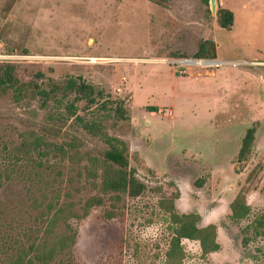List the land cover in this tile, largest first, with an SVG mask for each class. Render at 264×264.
Returning <instances> with one entry per match:
<instances>
[{"label": "rangeland", "instance_id": "rangeland-1", "mask_svg": "<svg viewBox=\"0 0 264 264\" xmlns=\"http://www.w3.org/2000/svg\"><path fill=\"white\" fill-rule=\"evenodd\" d=\"M224 1L230 30L201 0H0V65L20 89H0V264H264V0ZM205 38L240 65L176 63ZM79 79L95 103L75 100ZM103 132L126 143L138 197L103 189ZM173 198L215 227V250L184 238L167 256Z\"/></svg>", "mask_w": 264, "mask_h": 264}, {"label": "trees", "instance_id": "trees-1", "mask_svg": "<svg viewBox=\"0 0 264 264\" xmlns=\"http://www.w3.org/2000/svg\"><path fill=\"white\" fill-rule=\"evenodd\" d=\"M157 4H163L166 0H151ZM202 3L208 5L209 0H201ZM216 24L222 28L231 29L234 22L233 12L225 7L218 6L215 16ZM195 59H216V44L212 39H204L197 45V50L190 55ZM189 56V57H190ZM176 58L185 59L188 55L181 54L174 56ZM10 66L0 65V89L4 87L15 88V94L19 93V86L13 79L10 71ZM69 86L72 91L75 92V100H85L87 103L92 104L96 102L94 86L79 79V82L69 81ZM40 94L47 95L46 92L40 91ZM77 106L74 102H69L66 105L68 116H74L76 114ZM152 111H157V107L151 106ZM121 119H125L121 104L117 106ZM88 129L96 127L94 124L86 126ZM254 128H248L244 137L242 138L241 145L238 151V159L245 161L252 149L254 140ZM102 139L106 144V149L102 151V161L105 163L102 171V187L104 190L113 191L115 193H121L129 198H136L141 195L145 190L143 182L136 178L135 170L130 165L128 158V150L126 143L115 136L101 133ZM1 185V182H0ZM163 207L167 209L170 214L171 222L173 226V237L171 239V248L167 252V256L172 258L175 256V252L180 248V242L182 239L198 240L201 248L204 252L215 250L218 244L215 241L216 233L215 227L209 225L206 227H199L197 225L199 216L197 214L188 213L180 214L176 212L174 205V198L167 200ZM250 210L249 205L246 202L244 194H238L231 204V216L234 219L244 217ZM73 235L67 237H61L53 244L48 252L43 251L36 258L49 260L54 257L58 251L67 247L68 243L72 241ZM27 264H33L32 260H29Z\"/></svg>", "mask_w": 264, "mask_h": 264}, {"label": "built area", "instance_id": "built-area-1", "mask_svg": "<svg viewBox=\"0 0 264 264\" xmlns=\"http://www.w3.org/2000/svg\"><path fill=\"white\" fill-rule=\"evenodd\" d=\"M199 61V63L197 64H200L202 66H209V67H217V66H222V65H225V64H231L232 66H239L240 63L242 61H239V60H235V61H230V62H225L223 60H217V59H195L194 61ZM207 60H213L212 63L208 64L207 63ZM192 62L191 64H196V62ZM175 63V61H174ZM177 64H183V65H189V63H184L182 61V59H179L178 61H176ZM180 73H185L186 71L185 70H179Z\"/></svg>", "mask_w": 264, "mask_h": 264}, {"label": "crops", "instance_id": "crops-1", "mask_svg": "<svg viewBox=\"0 0 264 264\" xmlns=\"http://www.w3.org/2000/svg\"><path fill=\"white\" fill-rule=\"evenodd\" d=\"M217 1V6H218V2H219V5L221 6V7H227L226 6V4H225V1L224 0H216ZM233 24H234V22H233ZM233 26V25H232ZM232 28V27H231ZM214 29V28H213ZM212 30V29H211ZM230 30V29H229ZM205 39H207V38H205ZM214 41V40H213ZM216 58L218 59V60H223V61H225V62H230V61H235V60H237V59H219L218 57H217V54H216ZM238 60H240V59H238ZM242 60V59H241ZM240 73H239V75H244L243 73L244 72H246L247 74L248 73H250V74H253L252 72H249V71H239ZM204 74L205 75H214L215 73H214V71H204Z\"/></svg>", "mask_w": 264, "mask_h": 264}, {"label": "water", "instance_id": "water-1", "mask_svg": "<svg viewBox=\"0 0 264 264\" xmlns=\"http://www.w3.org/2000/svg\"><path fill=\"white\" fill-rule=\"evenodd\" d=\"M209 6H210V11L212 14H216V10H217V1L216 0H209ZM195 59L192 58H185L182 59V61L184 63H189L191 64ZM213 60H207V63L210 64L212 63Z\"/></svg>", "mask_w": 264, "mask_h": 264}, {"label": "bare ground", "instance_id": "bare-ground-1", "mask_svg": "<svg viewBox=\"0 0 264 264\" xmlns=\"http://www.w3.org/2000/svg\"><path fill=\"white\" fill-rule=\"evenodd\" d=\"M194 62H197V63H199V61H197V60H196V61H194Z\"/></svg>", "mask_w": 264, "mask_h": 264}]
</instances>
